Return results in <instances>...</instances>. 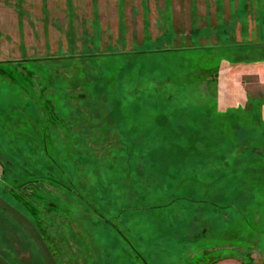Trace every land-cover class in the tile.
<instances>
[{"label":"rangeland","instance_id":"1","mask_svg":"<svg viewBox=\"0 0 264 264\" xmlns=\"http://www.w3.org/2000/svg\"><path fill=\"white\" fill-rule=\"evenodd\" d=\"M0 193L60 264H264V0H0Z\"/></svg>","mask_w":264,"mask_h":264},{"label":"flooded vegetation","instance_id":"2","mask_svg":"<svg viewBox=\"0 0 264 264\" xmlns=\"http://www.w3.org/2000/svg\"><path fill=\"white\" fill-rule=\"evenodd\" d=\"M4 198L6 199V197ZM12 204L15 205L17 208H19V205L17 203L16 204L12 203ZM0 210H2L6 214V215L4 214L6 216V219L10 220L12 223L11 227L10 225L9 227L7 226L9 230L11 228L12 232H15L16 230H13V229H19L20 235L23 238H26L24 239V241H22V239L20 238L21 243H23V247L20 248V247H17L14 243L7 242V238L0 235V254L3 255L8 260V263L10 264H46L43 256L41 255L39 249H37L32 237L27 232V230L24 227H22L19 221H17L14 217L9 215L7 211L4 210V208H2L1 206H0ZM20 211L22 213H25V215H27L29 219L34 223V226L40 232V235L43 237L50 252L55 258V261L57 262V264H60V262L58 261V258L55 255L53 248H51L50 243L48 242L49 241L48 234L45 232L44 228L40 225V222L37 219L33 218L34 217L33 212L29 210H21V209Z\"/></svg>","mask_w":264,"mask_h":264},{"label":"water","instance_id":"3","mask_svg":"<svg viewBox=\"0 0 264 264\" xmlns=\"http://www.w3.org/2000/svg\"><path fill=\"white\" fill-rule=\"evenodd\" d=\"M0 206L7 211L9 215L14 217L17 221H19L20 225L24 227L27 232L32 237L37 249H39L41 255L43 256L46 264H57L55 258L50 252L46 242L43 237L40 235L38 229L34 226V223L29 219L25 213H22L19 208H17L12 203L8 202L1 194H0ZM0 264H10L8 260L0 254Z\"/></svg>","mask_w":264,"mask_h":264},{"label":"trees","instance_id":"4","mask_svg":"<svg viewBox=\"0 0 264 264\" xmlns=\"http://www.w3.org/2000/svg\"><path fill=\"white\" fill-rule=\"evenodd\" d=\"M1 194V193H0ZM17 203V202H16ZM18 205H19V208L21 209V210H29V211H31V204H28V203H24V204H22V205H20L19 203H17ZM35 217V216H34ZM33 217V218H34Z\"/></svg>","mask_w":264,"mask_h":264}]
</instances>
